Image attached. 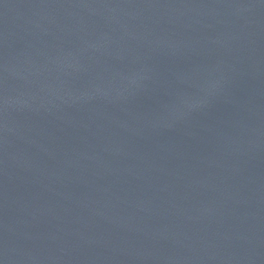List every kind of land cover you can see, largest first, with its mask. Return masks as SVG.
Returning <instances> with one entry per match:
<instances>
[{"label": "water", "instance_id": "water-1", "mask_svg": "<svg viewBox=\"0 0 264 264\" xmlns=\"http://www.w3.org/2000/svg\"><path fill=\"white\" fill-rule=\"evenodd\" d=\"M0 264H264V0H0Z\"/></svg>", "mask_w": 264, "mask_h": 264}]
</instances>
